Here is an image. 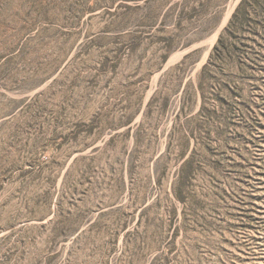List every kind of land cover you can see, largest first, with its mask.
I'll list each match as a JSON object with an SVG mask.
<instances>
[{
  "label": "rangeland",
  "instance_id": "374dc122",
  "mask_svg": "<svg viewBox=\"0 0 264 264\" xmlns=\"http://www.w3.org/2000/svg\"><path fill=\"white\" fill-rule=\"evenodd\" d=\"M240 1L201 37L186 23L134 88L135 68L158 60L149 41L133 51L151 22L133 1L0 0V264H264V47L241 106L189 121Z\"/></svg>",
  "mask_w": 264,
  "mask_h": 264
},
{
  "label": "trees",
  "instance_id": "16d2710c",
  "mask_svg": "<svg viewBox=\"0 0 264 264\" xmlns=\"http://www.w3.org/2000/svg\"><path fill=\"white\" fill-rule=\"evenodd\" d=\"M135 3L134 9L143 10L144 20L151 22H139L138 30L133 35V51H137L144 41H149V47L144 51H150L152 58L158 60V64L140 63L135 68L137 79L133 82L136 88L146 77L157 70H161L167 62L170 54L179 46L182 39H185L186 23L199 19L201 23L198 26V32L193 37H201L209 29H214L219 23L221 11L220 6L227 0H177L170 7L165 8L161 3H170L174 0H127ZM191 4H195L191 9ZM162 19V20H159ZM176 19V31L169 33L164 27L168 20ZM160 23V32H162V50L152 48L151 42L155 40L158 34H152L155 26ZM143 27V28H142ZM185 29V33L183 34ZM193 42H184V46H190ZM264 0H241L235 8L227 25L219 34L218 40L214 45L207 62L198 74V89L201 94V106L197 114L189 121L202 118V116L213 118L219 105L227 104L228 101H235V104L241 106L243 102V93L245 91L246 70L251 67L252 60L256 55L260 59V50L264 47ZM129 45V44H128ZM127 45V46H128ZM151 46V47H150ZM132 48L121 46L116 51L117 58L120 60L121 54L125 55L131 52ZM260 48V49H259ZM130 49V50H129ZM259 50V52H258ZM160 51L161 58L158 55ZM113 52V51H112ZM195 51L187 54L181 63L183 64ZM159 57L161 60L157 58ZM178 64V66H179ZM117 65V64H116ZM220 84V89H214L215 83ZM209 91V94L206 92ZM158 91L153 95L148 104L146 113L151 111L154 101L158 98ZM181 109L177 114L174 125L182 117L185 110L184 100ZM222 103V104H220ZM185 161L184 164L188 162ZM176 191V188H175Z\"/></svg>",
  "mask_w": 264,
  "mask_h": 264
}]
</instances>
